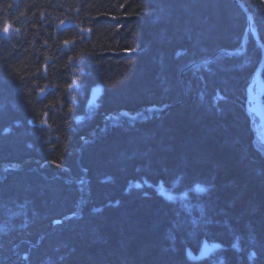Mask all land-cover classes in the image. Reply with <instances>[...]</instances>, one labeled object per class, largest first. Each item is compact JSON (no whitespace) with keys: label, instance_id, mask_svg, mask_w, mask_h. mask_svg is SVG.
Segmentation results:
<instances>
[{"label":"trees","instance_id":"1","mask_svg":"<svg viewBox=\"0 0 264 264\" xmlns=\"http://www.w3.org/2000/svg\"><path fill=\"white\" fill-rule=\"evenodd\" d=\"M246 27L235 0H0V264H264Z\"/></svg>","mask_w":264,"mask_h":264},{"label":"rangeland","instance_id":"2","mask_svg":"<svg viewBox=\"0 0 264 264\" xmlns=\"http://www.w3.org/2000/svg\"><path fill=\"white\" fill-rule=\"evenodd\" d=\"M242 8V7H241ZM247 8V7H246ZM243 10V9H242ZM244 11V10H243ZM253 18V16H252ZM255 23H254V19L249 21L247 19V27H246V30H245V33H244V36L242 38V46L245 45L246 46V50H247V45H248V41H249V38H253L255 40V42L257 43V45L259 46L260 50H261V58L260 60H262V58L264 57L263 56V51H264V44L262 43L261 41V38L258 34V31L257 29L255 28ZM253 32L255 34H253ZM255 35H257L258 39L260 40V44L257 42L256 38H255ZM234 53H237L238 55H242L243 51L239 53V51H234ZM214 56H212L213 58ZM259 65V64H258ZM258 68V66H257ZM256 68V69H257ZM256 71V70H255ZM250 85V84H249ZM255 87V86H254ZM247 92H248V89H247ZM254 93H257L256 91V88H255V91ZM251 94V92H250ZM95 97H99V94L98 92L95 91V94H94ZM253 99V103H254V98L252 97ZM253 103L251 102L250 100V108H252L253 106ZM259 108V107H258ZM250 113L252 115V118H253V123L255 125V130H256V134L258 135V144H260L259 146H261L262 149H264V114L261 113L258 109L254 110L253 108L250 109ZM261 116H263V118H261ZM179 222H183L182 220L179 221ZM191 235V234H190ZM215 250L214 246H209L206 244L203 246V248L201 249L200 253L196 254V256L194 255V257H204V256H208L209 254H211L213 251Z\"/></svg>","mask_w":264,"mask_h":264},{"label":"water","instance_id":"3","mask_svg":"<svg viewBox=\"0 0 264 264\" xmlns=\"http://www.w3.org/2000/svg\"><path fill=\"white\" fill-rule=\"evenodd\" d=\"M235 1L242 7V9L244 10V12L247 16V19L249 21L253 20L252 14L249 12V10L246 8V6L240 0H235ZM253 34H255V33L253 32ZM255 38H256L257 42L260 44V40L258 39L257 35H255ZM263 56H264V51H263ZM263 73H264V57L260 61V64H259V66H258V68L254 74L252 84L250 85V90H251L252 86H254V85H256V87H257L256 99H257V102L259 104V111L264 114V99H263V97H264V79H263ZM250 109H252V108H250ZM110 123H112V122L110 121Z\"/></svg>","mask_w":264,"mask_h":264},{"label":"bare ground","instance_id":"4","mask_svg":"<svg viewBox=\"0 0 264 264\" xmlns=\"http://www.w3.org/2000/svg\"><path fill=\"white\" fill-rule=\"evenodd\" d=\"M250 87V85L248 86V88ZM254 101H255V98H254ZM252 108H254V110H256L257 108H258V103L255 101V104H253V106H252ZM153 110H151V111H148V112H146L145 113V115H144V117H146V116H148V115H151V114H153ZM261 118H263V116H261ZM116 119H113L111 122H114ZM116 123V122H115ZM114 123V124H115ZM107 127H108V125H107ZM107 127L105 128L106 130H107ZM156 190V191H155ZM150 191L153 193V194H157L158 193V190H157V188L153 185L152 186V188L150 189ZM157 192V193H156ZM161 194L163 193V194H165L164 192H160ZM158 195V194H157ZM169 195H170V193H169Z\"/></svg>","mask_w":264,"mask_h":264},{"label":"snow or ice","instance_id":"5","mask_svg":"<svg viewBox=\"0 0 264 264\" xmlns=\"http://www.w3.org/2000/svg\"><path fill=\"white\" fill-rule=\"evenodd\" d=\"M8 31H9V28L6 26V27L4 28V32L7 33ZM197 188H198V190H203V189H200L199 186H197Z\"/></svg>","mask_w":264,"mask_h":264}]
</instances>
